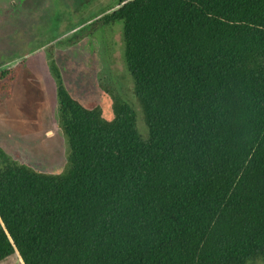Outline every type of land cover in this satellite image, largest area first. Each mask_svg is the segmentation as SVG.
I'll return each instance as SVG.
<instances>
[{"label":"trees","instance_id":"trees-1","mask_svg":"<svg viewBox=\"0 0 264 264\" xmlns=\"http://www.w3.org/2000/svg\"><path fill=\"white\" fill-rule=\"evenodd\" d=\"M118 22L148 136L60 86L70 167H0V263L264 260V0H117L75 40Z\"/></svg>","mask_w":264,"mask_h":264},{"label":"rangeland","instance_id":"rangeland-1","mask_svg":"<svg viewBox=\"0 0 264 264\" xmlns=\"http://www.w3.org/2000/svg\"><path fill=\"white\" fill-rule=\"evenodd\" d=\"M117 0H0V167L25 165L47 174L70 167L59 119V88L113 118L116 97L131 106L148 136L125 60L122 22L76 41ZM58 69V71H56ZM0 264H21L14 255ZM252 264H264L257 260Z\"/></svg>","mask_w":264,"mask_h":264},{"label":"flooded vegetation","instance_id":"flooded-vegetation-1","mask_svg":"<svg viewBox=\"0 0 264 264\" xmlns=\"http://www.w3.org/2000/svg\"><path fill=\"white\" fill-rule=\"evenodd\" d=\"M7 69H2V70H0V83L1 82H3L6 78H7V75H6V73H5V71H6Z\"/></svg>","mask_w":264,"mask_h":264}]
</instances>
